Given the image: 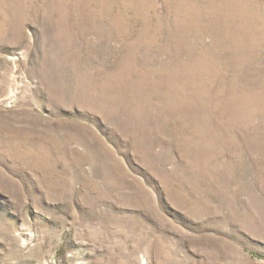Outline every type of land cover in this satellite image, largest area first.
Instances as JSON below:
<instances>
[{
    "label": "rangeland",
    "instance_id": "1",
    "mask_svg": "<svg viewBox=\"0 0 264 264\" xmlns=\"http://www.w3.org/2000/svg\"><path fill=\"white\" fill-rule=\"evenodd\" d=\"M0 264H264V0H0Z\"/></svg>",
    "mask_w": 264,
    "mask_h": 264
}]
</instances>
